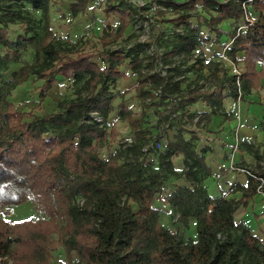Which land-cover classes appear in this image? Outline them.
<instances>
[{
	"label": "trees",
	"instance_id": "16d2710c",
	"mask_svg": "<svg viewBox=\"0 0 264 264\" xmlns=\"http://www.w3.org/2000/svg\"><path fill=\"white\" fill-rule=\"evenodd\" d=\"M29 1L43 10L45 34L36 51H42L44 56L41 61L23 64L16 73L19 80L31 74L44 80L40 86V103L57 75L85 77L87 93L62 98L54 111L25 120L24 112L8 98L10 89L0 87V208L32 198L51 210V215L63 208L70 217L64 230L65 244L68 250L77 252L80 264H264L263 240L243 219L235 218L240 206H246L257 192H264V151L247 145L256 157L253 168L238 165L248 170L247 183H234L225 193L212 196L200 185L201 179L212 174L203 154L209 147L204 146L202 153L198 152L192 140L179 130L176 138L168 140L166 148L158 155L160 165L175 174L184 173L196 182L194 186H177L169 193L168 200L185 222L191 216L197 218V237L185 238L183 231L165 226L159 219L160 210L153 203L163 185L159 171L151 169L137 155L120 163V149L102 158L95 144V140L106 134L102 121L112 110V86L119 77L125 76L120 66L131 57L133 69L143 75L139 71L143 57L132 55L131 50L124 47L70 53V48L60 41L47 40L53 35L50 0ZM250 1L259 10L256 17L248 16V8L242 0H203L209 12H217V15L209 13L208 25L213 30H217L214 23L224 18L245 19V28L236 27L232 45L227 46L234 64L243 60L245 65L240 70L239 83L237 74L226 76L229 94L235 99L257 88L264 77V0ZM4 2L7 0H0V8ZM88 2L73 1L70 4L72 16L84 11ZM170 4L178 8L176 18L180 28L176 41L164 53L166 61L176 54L191 53L197 45L200 27L182 11L194 6V0L190 3L170 1ZM110 8L120 13L117 27V35H120L129 24L128 12L126 8ZM9 17L21 18L24 26L30 22L19 14L11 13ZM31 29L30 25L26 26L27 31ZM33 39L22 34L10 39L6 19L0 14V45L15 48L17 54ZM239 50H244V55H238ZM98 57L104 60L103 65L96 61ZM12 58L7 52L0 55V63ZM191 70L192 67L187 68L186 74ZM147 80L151 88L160 92L167 89L182 92V80L174 79L170 69L165 74L159 70L149 71ZM223 87L218 91L194 87L187 95L188 101L205 99L211 111L204 114L219 113L225 97ZM128 110L123 106L119 115L123 116ZM94 112L103 120L95 119ZM222 113L229 114L224 110ZM129 120L136 123L130 116ZM50 128L56 133L46 136ZM132 145L134 148L136 142ZM178 153L184 155L181 172L175 169L170 158ZM198 172H203V177ZM237 190L242 191L239 198L228 197ZM80 199L83 200L80 202ZM130 200L138 204L137 208ZM49 220L35 223L24 219L19 224L0 219V264H5L6 258L14 253L13 244L25 245L32 252L45 248L54 230ZM24 231L38 233L27 236ZM12 233H17V237H12Z\"/></svg>",
	"mask_w": 264,
	"mask_h": 264
},
{
	"label": "rangeland",
	"instance_id": "374dc122",
	"mask_svg": "<svg viewBox=\"0 0 264 264\" xmlns=\"http://www.w3.org/2000/svg\"><path fill=\"white\" fill-rule=\"evenodd\" d=\"M73 1L75 0H50V27L53 35L47 40L60 41L70 48V53L80 50L103 52L124 47L126 50H131L132 55L143 57L139 68L143 75L133 69L130 64L131 57L120 66L125 76L119 77L112 86L114 95L112 110L102 121L106 134L101 139L95 140L99 155L106 158L110 153L120 149V163L137 155L151 169L159 171L163 185L153 200L154 205L160 210L159 219L170 229L183 231L185 238H196L197 218L191 216L185 222L179 211L168 200L169 193L177 186H194L196 182L184 173L175 174L165 165H160L158 154L166 148V139L175 137L179 130H182L184 135L191 136L194 133L196 139L193 145L197 151L201 149L200 145L209 146L207 143L203 144L204 141H209L206 137L214 131L210 128L213 116L204 114L208 102L200 99L201 101L192 103L188 101L187 95L194 87L211 91L216 85L217 88L222 87L224 81L228 85V80L222 79L224 71L237 74V70L242 69V65L234 64L227 53L226 48L230 39H226L227 45H224L222 52L216 50L218 44L215 41V32L208 26L211 12L205 10L207 7L203 0H194V6L182 8V11L185 10L184 13L189 14L191 21L200 26L197 45L191 53L176 54L166 61L164 53L176 41L180 28L179 19L176 18L179 15L178 8L173 7L170 1L190 3L191 0H89L86 9L75 17L72 16L70 6ZM242 1L246 3L249 15H258L259 10L253 7L250 0ZM111 6L126 8L128 12L129 24L120 35H117L120 13L117 9L110 8ZM11 13L30 19L29 24L24 26L21 18L9 17ZM0 14L6 19L10 39H16L20 34L34 38L17 54L14 52L15 48L0 45V55L8 52L13 56L12 59L0 63V87L5 90L10 89L8 98L24 112L25 120L54 111L57 109V101L62 98H73L87 93L85 77L75 79L73 76L57 75L47 96L40 103V86L44 80L37 78L36 74L19 80L20 76L16 73L23 64H32L43 59V52L36 51L37 47L41 46L45 34L43 10L35 7L29 0H7L2 3ZM217 24L214 23L215 26ZM234 24L233 22L232 25ZM29 25L32 29L27 31L26 26ZM223 43L220 42L222 45ZM96 61L101 65L104 64L102 58L98 57ZM189 67H192V70L186 74L185 70ZM169 69L174 79L182 80V92L170 89L160 92L151 88L150 81L147 80L148 72L159 70L165 74ZM123 106L129 110L121 116L119 113ZM208 108L210 111L209 105ZM221 110L226 111L224 106ZM232 114L231 111L230 115ZM129 116L135 119V124L130 122ZM225 117H229V114ZM200 132L202 136H199ZM55 133L56 131L50 128L45 135L53 136ZM237 135L235 132V139ZM135 142L136 146L131 148ZM236 144L239 147L240 141ZM170 158L175 169L181 172L183 154L178 153ZM251 164L249 167L253 168V162ZM215 168L217 169L218 166L216 165ZM229 168L238 167L232 161ZM224 169L221 166L215 176H222ZM198 175L203 177L204 174L198 172ZM200 185L207 189L204 179L203 181L201 179ZM82 200L80 199V202ZM130 203L137 208L138 204L135 201L130 200ZM9 207L13 208L10 212H3V209ZM50 211L33 198L0 208V219L19 222V224L24 219H31L35 223H45L50 219L51 226L54 227L45 248L41 247L32 252L25 245L13 244L11 251L14 253L6 258L5 264H41L44 260H46L45 264H80L77 252L68 250L65 244L64 230L70 217L63 208L58 210L61 213L57 212L54 215H51ZM241 215L242 206L235 211L236 220H240ZM24 232L27 236L38 233ZM11 236L17 237V233H12ZM261 237L264 239V235Z\"/></svg>",
	"mask_w": 264,
	"mask_h": 264
},
{
	"label": "crops",
	"instance_id": "0c3cea01",
	"mask_svg": "<svg viewBox=\"0 0 264 264\" xmlns=\"http://www.w3.org/2000/svg\"><path fill=\"white\" fill-rule=\"evenodd\" d=\"M220 1L224 2L226 0H220ZM228 1L235 2V0H228ZM208 9L209 8L205 10ZM211 13L217 15V12H214L213 10L211 11ZM248 16L256 17L251 15ZM233 22L235 23L234 25H232ZM236 24L237 26H235ZM231 26H233L232 30H231ZM245 26L246 23L244 18L236 20L230 17V18H224L221 21H219L218 24L216 25L217 30H213L215 32L214 35V37L216 38L215 41L218 44V46L215 47L216 50L219 52L223 51V48L227 45L225 44L227 38L230 39V43L228 46H231L232 34L234 29L236 27L237 29L245 28ZM218 41L224 42L223 45L220 44V42ZM244 53H245L244 50L238 51V55H244ZM237 64L240 66L242 65L241 70L245 68L243 60H240L239 62H237ZM260 67L261 64L258 63V68ZM227 74H229L228 71H224L222 79L226 80L225 77L227 76ZM224 82H223L224 87L222 88V92L225 94V97L223 99V106L225 110L229 112V117L226 118L225 116L227 114L225 115L223 113L220 114L212 113L211 115L213 116V119L210 128H212L214 131L212 133H209L210 135L206 137L209 139V141L206 140L203 143V144L207 143L209 145V146L205 145L206 147L209 148L204 152V155H205V160L207 164L211 167L213 174L204 178V181L205 184L207 185L208 193L212 196H217L225 193L234 183L237 182L241 184L247 183L248 170L244 168H240L239 166H243V165L250 166L252 165L251 164L252 162L253 164L256 163L255 161L256 157L254 156L253 152L247 149V145L249 144L254 145L256 148L259 149L260 152H263L264 150V77L261 78L260 85L257 88H252L250 92L245 93L243 97L239 99H235L233 96L229 94L230 87L226 84V81ZM219 87L220 86H218L217 88L216 85V87L212 89V91L213 90L218 91V89L221 88ZM208 105L209 107H211L210 104ZM208 105L206 108V112H209ZM231 111L233 112L232 116L230 115ZM221 114H223V116H221ZM220 116L224 120L223 122L222 119H220ZM235 132L238 134L236 137L237 140L235 139ZM198 134L199 136H202L201 132ZM184 136L185 138L191 139L193 143L194 140L196 139L194 133L191 136L190 135H184ZM175 138L176 135L175 137L170 139L174 140ZM168 140L166 139V142H168ZM237 141H240L239 147L236 146ZM200 146L201 149L204 147L203 145ZM201 149H198V151L202 152ZM232 161L235 163V165H237L238 168L236 169L229 168L230 164H232ZM216 165L218 166L217 169L215 168ZM221 166L225 168L224 173L222 174V176H215V173L218 172ZM241 194L242 191L237 190L236 192L229 193L228 196L239 198ZM241 219H243L252 228L253 232L257 236L263 239L261 237L264 235V192L263 191L257 192L252 198L248 200L246 206H242Z\"/></svg>",
	"mask_w": 264,
	"mask_h": 264
},
{
	"label": "built area",
	"instance_id": "2783aa9c",
	"mask_svg": "<svg viewBox=\"0 0 264 264\" xmlns=\"http://www.w3.org/2000/svg\"><path fill=\"white\" fill-rule=\"evenodd\" d=\"M239 75H240V70H237L238 83H239ZM93 114H94V118H95V119H97V120H99V121H102V120H103L102 116H100L98 113L94 112Z\"/></svg>",
	"mask_w": 264,
	"mask_h": 264
},
{
	"label": "water",
	"instance_id": "95a60500",
	"mask_svg": "<svg viewBox=\"0 0 264 264\" xmlns=\"http://www.w3.org/2000/svg\"><path fill=\"white\" fill-rule=\"evenodd\" d=\"M13 208L9 207L8 209H3V212H10Z\"/></svg>",
	"mask_w": 264,
	"mask_h": 264
}]
</instances>
